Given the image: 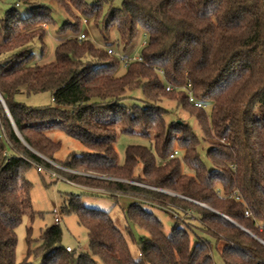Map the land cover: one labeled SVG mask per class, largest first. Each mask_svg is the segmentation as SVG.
I'll list each match as a JSON object with an SVG mask.
<instances>
[{
	"label": "trees",
	"instance_id": "16d2710c",
	"mask_svg": "<svg viewBox=\"0 0 264 264\" xmlns=\"http://www.w3.org/2000/svg\"><path fill=\"white\" fill-rule=\"evenodd\" d=\"M56 1L71 18L58 34L77 36L67 34L55 60L43 65L32 64V46L38 39L45 53L43 24H55L50 8L37 0H15L31 13L23 16L13 6L0 19V94L13 120L0 102V264H16L17 227L36 214L26 171L52 167L41 155L57 162L61 145L48 135L53 129L87 149L64 166L125 180L73 173L71 181L144 194L178 213L191 212L200 224L188 228L177 222L167 235L153 212L134 203L128 218L148 232L133 238L135 258L110 212L86 207L73 195L63 211L75 212L87 229L90 252L68 250L61 226L53 224L33 251L43 264H215L213 241L224 264H264V0H121L120 6L115 0ZM103 16L106 40L113 27L126 45L140 30L148 36L140 59L129 61L120 75L121 57L78 38L83 19L98 24ZM134 89L148 101L127 105L126 93ZM189 90L197 100L213 103L211 121L204 107L190 100ZM41 92H50L52 104L34 107L17 99ZM164 97L195 109L210 142V168L188 127L166 124L155 105ZM120 133H154L155 140L151 147L129 145L121 164L115 149ZM176 145L182 159L171 158ZM126 180L169 189L208 207ZM20 264L33 263L27 257Z\"/></svg>",
	"mask_w": 264,
	"mask_h": 264
},
{
	"label": "rangeland",
	"instance_id": "374dc122",
	"mask_svg": "<svg viewBox=\"0 0 264 264\" xmlns=\"http://www.w3.org/2000/svg\"><path fill=\"white\" fill-rule=\"evenodd\" d=\"M47 5L51 10V15L55 20V24L48 25L43 24L47 29L44 37L45 53L42 54L41 42L37 39L33 43L32 50L35 53V58L32 64L43 65L55 60V53L58 44L64 40L71 33H60L58 31L63 26L64 22L70 21L71 18L61 9L56 0H37ZM88 2H94L95 0H87ZM121 0H115L114 5L120 6ZM15 6L23 16H28L31 13V7L24 4L15 5V0H0V19L5 16L8 9ZM106 16V12L104 14ZM108 19V18H107ZM108 20L103 16L99 23H96L95 18L83 19L81 24V32L86 33L87 38L92 41L96 46L104 48H112L115 55L121 57V63L118 75L125 73L126 62L136 60L140 57L144 43L147 42L148 36L143 30H140L137 38L130 44L126 45L121 41L118 30L113 27L109 30L108 39L106 40L102 34V30H105L106 22ZM68 34V35H67ZM173 89V88H172ZM17 99L27 105L40 107L52 104V96L50 92H41L33 95L19 94ZM145 97L142 95L140 89H134L126 93L124 102L127 105L133 106L135 103H146ZM4 109L5 106L0 99ZM155 105L163 113L164 120L167 125H171L172 122L177 121L181 125H186L192 136V138L198 143L197 149L201 159L210 168L211 163L207 157V149L210 142L204 136L202 128L195 115L191 110H195L190 105L188 107L179 104L174 98L164 97L158 100ZM189 108V109H187ZM213 103L204 102V109L208 116V119H212ZM6 111V109H5ZM7 114V113H6ZM48 135L57 142H60V149L56 152V161L49 159L42 155V157L48 161L52 167L47 168L44 165L38 167H32L26 171V177L31 183V202L33 208L36 211L34 217L26 215L23 218L22 223L17 227V247H16V264H20L28 257V260L33 264H43V259L33 254V251L42 243L43 231L53 224H59L63 230L62 244L70 247L77 253L90 252L89 238L87 229L80 224L78 216L75 212L66 213L63 211V207L68 205L73 195L79 196L81 203L90 208H97L105 211H109L115 224L125 235L131 254L137 258L139 251L133 238L138 239L141 236H148V232L135 223L132 219L128 218V209L134 203L142 205L146 210L153 212L163 223L164 231L169 235L178 223H185L190 227L199 226V221H196L191 212L178 213L171 207H163L157 203H153L150 200H146L144 194L134 193H122L115 190H107L105 188H98L94 186H86L80 183L71 181L68 174L79 173L97 178H107L113 180H122L113 176L100 175L91 171H82L79 169H71L63 165L65 161L71 159L73 155H81L87 151L86 147L77 139L69 136L66 132L60 129H53L48 131ZM155 140V134L144 136L141 134H129L120 133L115 143V149L118 156V162L123 164L126 160V149L129 145H145L152 146V141ZM178 151L174 157L178 156L183 158V149L177 145L175 147ZM175 152V151H174ZM173 154V153H172ZM171 154V155H172ZM172 158V157H171ZM41 167V170L38 168ZM184 172L192 173V170L183 166ZM141 174V170L138 171ZM129 183H133L139 186H143L152 190L163 192L166 194L178 196L184 199H189L195 203L198 201L188 198L182 194L176 193L169 189L161 187L147 185L139 181L126 180ZM114 194L115 196H112ZM198 204L208 207L204 203ZM56 209L57 212L54 210ZM134 209V208H133ZM58 219V221L55 220ZM182 226L184 224H181ZM185 226V225H184ZM186 227V226H185ZM28 229L30 231L31 241L28 242ZM199 233V232H198ZM191 235L194 237V233L191 231ZM29 249L31 253L29 254ZM212 257L215 264H224V261L218 251L215 242L213 241Z\"/></svg>",
	"mask_w": 264,
	"mask_h": 264
},
{
	"label": "built area",
	"instance_id": "2783aa9c",
	"mask_svg": "<svg viewBox=\"0 0 264 264\" xmlns=\"http://www.w3.org/2000/svg\"><path fill=\"white\" fill-rule=\"evenodd\" d=\"M78 38H79V39H84V38H87V35H86V33H81V34L78 35ZM145 43H146V42H145ZM145 43H144V44H145ZM108 51H109L110 53H113V49H112V48H109ZM137 59H140V58H137ZM128 63H129V61L126 62V65H127ZM167 89H169V90L172 89V86H168ZM188 95H189L190 100H191L192 102H194V104H195L197 107H204V103H203L202 101H200V100H197V99L194 97L193 93H192L190 90L188 91ZM177 153H178V151H175V152L171 155V157H174L175 154H177ZM38 169L41 170V167H39ZM54 211L57 212L56 209H55ZM246 215L249 216V215H250V212H249V211H246ZM55 220L58 221L57 218H55ZM67 249H68V250H71L70 247H67Z\"/></svg>",
	"mask_w": 264,
	"mask_h": 264
},
{
	"label": "water",
	"instance_id": "95a60500",
	"mask_svg": "<svg viewBox=\"0 0 264 264\" xmlns=\"http://www.w3.org/2000/svg\"><path fill=\"white\" fill-rule=\"evenodd\" d=\"M0 99L2 100V102H3V104H4V106H5V109H6V113H7V115L9 116V118H10V120L12 121V123H13V120H12V117H11V114H10V111H9V109H8V107H7V105H6V103H5V101H4V99H3V97H2V95L0 94ZM16 129V128H15ZM16 132H17V134L20 136V134H19V132H18V130L16 129ZM42 156V155H41ZM199 203V202H198ZM264 243V242H263Z\"/></svg>",
	"mask_w": 264,
	"mask_h": 264
}]
</instances>
